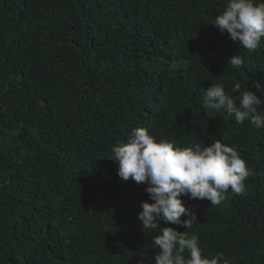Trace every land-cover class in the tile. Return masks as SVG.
Wrapping results in <instances>:
<instances>
[{
    "label": "trees",
    "instance_id": "trees-1",
    "mask_svg": "<svg viewBox=\"0 0 264 264\" xmlns=\"http://www.w3.org/2000/svg\"><path fill=\"white\" fill-rule=\"evenodd\" d=\"M225 4L0 0V264H154L159 228L138 219L146 184L122 180L111 151L137 127L236 148L246 193L183 195L197 218L186 231L221 264H264V129L201 104L213 83L264 100V43L249 52L221 34L211 22Z\"/></svg>",
    "mask_w": 264,
    "mask_h": 264
},
{
    "label": "clouds",
    "instance_id": "clouds-1",
    "mask_svg": "<svg viewBox=\"0 0 264 264\" xmlns=\"http://www.w3.org/2000/svg\"><path fill=\"white\" fill-rule=\"evenodd\" d=\"M211 24L221 34H228L238 47L254 52L264 43V0H226ZM242 64L238 54L229 58L234 68ZM257 88L264 91V78L257 82ZM262 103V97L252 90L241 91L239 83L233 84L231 94L224 84L213 83L204 90L201 101L205 110H223L237 123L247 120L257 130L264 129V114L258 111ZM111 151L122 180L131 178L137 184H146L145 191L152 202H141L138 219L143 230L159 228V234L152 239L153 248L159 249L154 264H221L222 253L211 258L203 256L198 236H189L186 231L192 229L197 218L181 197L188 195L190 199H207L211 205H219L228 198L229 190L235 195L245 194V181L251 172L236 148L220 139H212L203 147L199 143L179 147L170 141H158L146 127H137L127 142L114 144ZM160 221L169 226H160ZM170 225H181L185 231ZM185 252L189 254L187 258Z\"/></svg>",
    "mask_w": 264,
    "mask_h": 264
}]
</instances>
